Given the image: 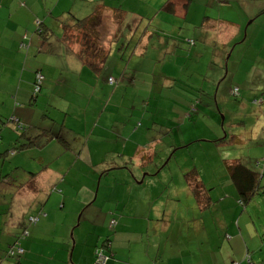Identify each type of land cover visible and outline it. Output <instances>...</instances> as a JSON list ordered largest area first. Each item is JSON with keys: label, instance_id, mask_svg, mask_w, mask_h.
Wrapping results in <instances>:
<instances>
[{"label": "rangeland", "instance_id": "rangeland-1", "mask_svg": "<svg viewBox=\"0 0 264 264\" xmlns=\"http://www.w3.org/2000/svg\"><path fill=\"white\" fill-rule=\"evenodd\" d=\"M167 2L150 0L149 9L139 4L135 10L125 3L130 15L143 8L150 14L140 23L129 20L114 36L111 24L119 17L114 21L102 14L97 43L108 56L97 70L78 56V43L65 42L55 26L53 41L64 49L62 62L70 64L69 71L58 70V77L69 78V91L63 81L57 85L63 92L46 83L35 97L30 85L24 105L30 126L26 135L30 144L38 141L32 147H19L25 138L7 117L0 125V178H5L0 182V264H57L53 254L61 256L59 264H91L96 244L113 242L115 234L118 247L126 249L122 253L128 240L136 252L147 221L177 223L182 232L187 227V253L197 255L201 264H264V188L242 204L227 171L229 163L241 161L264 172V13L252 15L263 10L264 0H183L185 17L176 16ZM217 19L241 25L224 30ZM144 29L149 47L145 41L139 47ZM109 76L116 82H108ZM234 88L238 93H232ZM4 102L3 112L22 106ZM51 137L60 148H55L58 161L49 166L60 176L77 177L72 195L64 193V205L62 198H53L54 190L29 191L36 182L31 179L47 167L44 144ZM78 179L94 192L92 204L71 200L80 197ZM122 197L115 213L113 203ZM41 206L55 224L49 234L55 231L58 237L43 246L45 236L30 226L31 236L20 241L25 253L20 259L8 257V247ZM110 208L115 215L105 214ZM111 216L113 228L104 225Z\"/></svg>", "mask_w": 264, "mask_h": 264}, {"label": "crops", "instance_id": "crops-1", "mask_svg": "<svg viewBox=\"0 0 264 264\" xmlns=\"http://www.w3.org/2000/svg\"><path fill=\"white\" fill-rule=\"evenodd\" d=\"M127 2L131 3L130 5H132V10H135V6L139 4L144 5L147 9L151 7L150 0H0V100L5 102L8 101L9 104H12L13 100L14 103L20 101V104H22L21 107H17L20 109V111L12 109L3 112V110L0 109V125H2L3 127L6 125V123L3 122V120L6 119L4 117H7L6 122L12 123L9 122L10 118L12 117L14 118V122H20L21 124L27 125L30 128L29 124L27 123L28 116L25 117L27 110L25 108L24 102H27L25 101V97L27 96V93H29L31 84H33V87L35 86V84L39 87V90L37 92H41L43 84L46 83H51L52 90L63 92L64 88H59L57 86L59 85V82L63 81V83H66L63 85H65L67 91H69V78L58 77V70L62 67L64 69L66 68L69 71L70 64L62 62V59H64V57L61 58L59 54L60 52H64V49L63 47H60V45H57L59 44L58 40L53 41V37L57 34L55 26L59 28V30L62 29V22L59 21V19L72 24L73 19L84 18L88 16L94 8H96L97 6H101L103 18H111L115 21L117 17L120 18L121 16V21L119 20V22H116V25H114L113 23L111 24L110 30H113L112 34L114 36L116 32L119 33L120 28L126 29L124 25H126L129 20L132 22L137 21L138 23H140L141 18L144 19L146 15L150 14L149 12H144L145 8H143V11H133V13L130 15L127 10L123 9V6ZM167 4L168 9L174 11L176 16L185 17L186 10L183 0H168ZM120 12L121 14L119 15ZM263 13L264 8L260 13L256 14L255 12H252V15L255 19V17H258ZM207 18L208 21L212 20V18L210 17ZM217 20L219 21V25L224 30L230 29L232 24L238 27H240L241 25L225 19ZM213 25L214 22L211 21L210 26ZM41 28L44 29V32L46 31L44 34H41V32L39 31ZM142 32L143 34L141 35V39L140 41H138L140 45L139 47H141L142 41H145L147 43L145 46L149 47L148 44L150 42H148V40H150V37L147 35L148 32L146 29H144ZM46 33L47 36H45ZM121 35L122 32H120V36ZM233 36H236V34H233ZM107 46H110V44H108ZM74 49L76 50L75 47ZM65 56H67V58L69 59V53H65ZM85 66L86 65L84 64V66L80 68V75L83 73V69L85 68ZM38 77H41V80H38ZM78 77L80 78V76ZM109 78L111 77L109 76L108 80ZM81 79L82 78H80V80ZM4 90L5 93L3 92ZM37 92L34 90L32 94H34L36 97ZM19 98L21 100H19ZM14 108H16V106ZM8 111H10V113ZM2 113H9V115L2 116ZM39 131L40 130H36L35 132L38 133ZM56 137L57 140H60H58V142H60L62 146H65V140L60 139L59 136ZM1 139L3 138L0 134V140ZM55 141V138L51 137L50 140L46 141V143L44 144H47V147L44 149L46 152H48V155L45 159V161L47 160L45 162L47 164V167L40 169L37 173V176H35V174L32 175L35 177L33 179L30 178L31 181L35 180L36 182L34 185V189H29V191H31V193H35L37 191L38 193L40 191L46 192L54 190L52 192V195L54 196L53 198L57 200L62 198V204L64 205L66 201L65 194L69 195V197L72 195L71 192L75 186L74 180L77 177H73L69 174L67 176H60L59 172L55 171L52 167L49 166L50 164L53 165L54 163H56L59 158V151L57 149H59L60 146ZM39 147H42V145ZM12 151L14 152L15 150ZM42 156L44 158L43 153ZM3 180L5 181V178H3ZM77 183L78 186H81V188L77 192L80 197H78L77 201H74L73 199L71 200L80 205L92 204L94 192L88 186L81 185L79 183V179L77 180ZM57 191L61 192V195H58L56 193ZM98 192L99 189L97 191V195H95L97 197ZM106 192L107 189L105 188V193ZM62 194H64L63 197ZM52 195H50V197H52ZM95 200H97V198H94V201ZM121 201L123 202V197L117 202L113 203L116 207L115 213L118 212V208H121ZM130 202H132L131 206H135V202L131 200H128V206H130ZM84 209L85 206L83 210ZM123 209H125V206L123 207ZM134 209L135 208H132L131 211H133ZM100 212L102 211L100 210ZM115 213H113V209L110 208L108 210V213L105 214L108 216H113L115 215ZM31 216L35 219V223H33V225H29V227L35 226L37 228L36 233L45 236L42 240V242H44L42 243V245L46 246L50 244L45 242L52 243L54 241L53 237H58V234L55 233V231H53V235L49 234L50 232H48L50 225L54 224L53 220H50L49 218V213L46 214L41 206V210L39 211V213L37 215H30V217ZM41 216H43L45 220L39 222ZM112 216L110 218L108 217L109 220H107L106 218V221H104V225L109 224V226L112 227L111 221L114 220ZM119 216L124 218L122 212H120ZM118 225L119 224H117V226ZM176 225L178 226L177 223L173 225L172 222H164L163 224H158L152 221H147L143 223L141 225V233L139 237L140 244L138 250L136 252L131 251V241L128 240L127 253L125 254L122 252H124L126 249H123V247L119 248L117 245L121 242L116 238V234L113 238V242L108 239L106 244H103V242L105 241L104 240L102 242V245L99 246H97V239H95L94 245L96 244V246L94 248L93 259L91 256L90 261H92L93 264H97L95 250L97 247H103V254L106 256V258L102 264H201L197 255L187 253V227L185 231L182 232L181 228H177ZM30 236L31 233L26 238ZM100 237L101 234L95 236V238L98 239ZM116 239L117 242L114 244V241H116ZM28 243H31L30 249H32L33 241H28L27 244ZM59 243L64 244V238L60 239ZM167 247H172V250H167ZM151 248H155L156 252L153 253L152 251H150ZM119 250H121V252H119ZM106 251L108 253H106ZM51 258L53 260H56L57 264L62 262L61 256L58 257L57 254H53ZM40 259L42 260V262H44V258L42 256H40ZM25 261L27 262L28 258ZM247 261L251 263L250 259H247ZM233 264H245V262L242 263L241 261H239L233 262Z\"/></svg>", "mask_w": 264, "mask_h": 264}, {"label": "trees", "instance_id": "trees-1", "mask_svg": "<svg viewBox=\"0 0 264 264\" xmlns=\"http://www.w3.org/2000/svg\"><path fill=\"white\" fill-rule=\"evenodd\" d=\"M121 12L119 13V15ZM121 18V16H120ZM119 18V20H120ZM102 19V7L97 6L93 9V11L84 18H75L73 19V23L70 24L66 21H62V34L63 40L69 44L72 42L78 43V51L77 54L80 56V58L87 63L92 69H99L102 67V63L104 61V57L108 56V51L106 47L103 45L97 43L98 40V26L101 23ZM121 21V20H120ZM41 34H44V29L41 28L39 30ZM47 36V33L45 34ZM70 36L69 42L67 41L68 37ZM36 86V84H35ZM4 122V121H3ZM15 124L16 130L21 132L20 135L24 136L25 140L23 142L19 143V147H23L26 145H29L30 143H33L28 136L26 135L29 133L30 128L27 125L21 124L20 122H14L9 121ZM21 127L22 129H20ZM41 133V132H40ZM42 133H44L42 131ZM62 139V138H60ZM38 142V141H37ZM30 144L36 145L37 144ZM14 150V149H12ZM227 171L229 174V177L235 184L236 188L239 191V194L241 196L240 202L242 204H246L245 202L249 199L253 198L256 194L263 191L264 185L260 183L261 176L264 175V172L258 173L241 163V161H234L232 163H229L227 166ZM188 173V172H187ZM187 173L185 175H187ZM189 176L194 178L193 171H189ZM4 177L0 178V182H3ZM197 186L194 188L195 191H197ZM193 190V188H192ZM200 189L198 188V191ZM261 190V191H260ZM196 195H200L199 192L195 193ZM209 200V198H208ZM32 217V216H31ZM28 219L29 225H33L35 222H31L30 218ZM24 228V226H23ZM29 226L25 227L23 231L20 233L19 236L15 237V240L13 242V245L9 246L8 250V257H16V259H20L21 254H24L25 250L20 246V241L25 239L27 236H29ZM108 239H106L103 244H106ZM11 255V256H10ZM96 257V255H95ZM19 261V260H18Z\"/></svg>", "mask_w": 264, "mask_h": 264}, {"label": "built area", "instance_id": "built-area-1", "mask_svg": "<svg viewBox=\"0 0 264 264\" xmlns=\"http://www.w3.org/2000/svg\"><path fill=\"white\" fill-rule=\"evenodd\" d=\"M38 80H41V77H38ZM108 81L110 83H112L113 82V79L112 78H109ZM34 90L37 92L39 90V87L36 86ZM232 93L233 94L238 93V89L237 88L232 89ZM13 120H14V118L11 117L10 118V121H13ZM19 128L22 129L21 127H19ZM30 220H31V222H34L35 221V219L32 218V217L30 218ZM112 222H114V221H112ZM103 250H104L103 247H97L96 250H95L97 264H102L104 262L105 258H106V256L103 254Z\"/></svg>", "mask_w": 264, "mask_h": 264}]
</instances>
